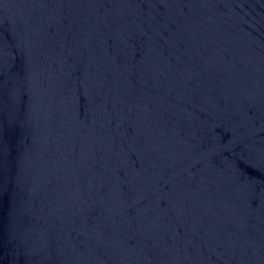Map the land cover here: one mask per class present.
Listing matches in <instances>:
<instances>
[{
    "label": "water",
    "instance_id": "water-1",
    "mask_svg": "<svg viewBox=\"0 0 264 264\" xmlns=\"http://www.w3.org/2000/svg\"><path fill=\"white\" fill-rule=\"evenodd\" d=\"M0 264H264V0H0Z\"/></svg>",
    "mask_w": 264,
    "mask_h": 264
}]
</instances>
